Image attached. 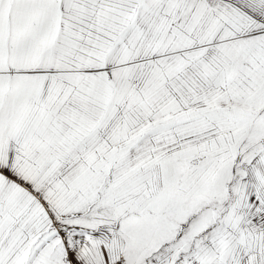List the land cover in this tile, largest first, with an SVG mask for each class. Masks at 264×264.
Returning <instances> with one entry per match:
<instances>
[{"label":"snow or ice","instance_id":"snow-or-ice-1","mask_svg":"<svg viewBox=\"0 0 264 264\" xmlns=\"http://www.w3.org/2000/svg\"><path fill=\"white\" fill-rule=\"evenodd\" d=\"M0 264H264V0H0Z\"/></svg>","mask_w":264,"mask_h":264}]
</instances>
